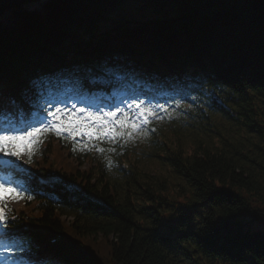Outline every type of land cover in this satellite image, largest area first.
<instances>
[{"label": "trees", "instance_id": "16d2710c", "mask_svg": "<svg viewBox=\"0 0 264 264\" xmlns=\"http://www.w3.org/2000/svg\"><path fill=\"white\" fill-rule=\"evenodd\" d=\"M132 11L146 14L136 20ZM72 51L81 60L120 51L144 65L159 56L171 69L203 74L225 87L231 121L205 138L168 134L153 160L136 161L119 180L97 163H68L108 214L41 207L32 224L66 232L75 249L49 251L31 230L39 252L68 264H178L161 245L177 238L159 228L182 211L176 225L191 227L183 240L196 252L184 250V264H264V0H0L8 90L25 92Z\"/></svg>", "mask_w": 264, "mask_h": 264}, {"label": "snow or ice", "instance_id": "6c2138e0", "mask_svg": "<svg viewBox=\"0 0 264 264\" xmlns=\"http://www.w3.org/2000/svg\"><path fill=\"white\" fill-rule=\"evenodd\" d=\"M73 108H75V105H73ZM128 108L131 114L121 108L105 113L92 112L81 108L77 110L79 115L69 114L65 109L57 108L55 112H48V116L52 119L46 121L47 126L35 127L29 125L28 127L31 130L25 129L22 133L8 129L0 131V152L21 156L22 151H27L31 156L34 147L41 142L43 134L49 131H54L58 137H62L67 133L73 140L77 136L87 137L90 141L131 138L134 132L143 130L144 125L149 123L150 116L155 115V112L151 108L144 107L143 100H133ZM144 134L147 133L144 132ZM82 147L88 148L87 145H82ZM98 151L104 152V149L98 148ZM30 162L31 160H29ZM109 163L111 162L109 161ZM0 191L12 193L11 196H0V205L6 204L10 199L19 200L23 198L15 188L6 187L2 182H0ZM27 198L31 199V196ZM5 220V208L0 206V222ZM2 237L3 234L0 233V240H2Z\"/></svg>", "mask_w": 264, "mask_h": 264}, {"label": "bare ground", "instance_id": "6f19581e", "mask_svg": "<svg viewBox=\"0 0 264 264\" xmlns=\"http://www.w3.org/2000/svg\"><path fill=\"white\" fill-rule=\"evenodd\" d=\"M44 152H45V150H42V151H41V154H43ZM41 154H39L38 157H39V156H42Z\"/></svg>", "mask_w": 264, "mask_h": 264}]
</instances>
